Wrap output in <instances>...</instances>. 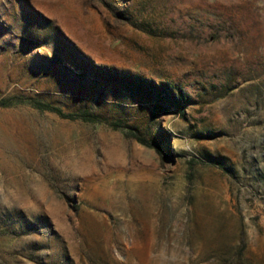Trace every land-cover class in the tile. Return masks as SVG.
<instances>
[{"label":"rangeland","instance_id":"1","mask_svg":"<svg viewBox=\"0 0 264 264\" xmlns=\"http://www.w3.org/2000/svg\"><path fill=\"white\" fill-rule=\"evenodd\" d=\"M0 264H264V0H0Z\"/></svg>","mask_w":264,"mask_h":264},{"label":"trees","instance_id":"2","mask_svg":"<svg viewBox=\"0 0 264 264\" xmlns=\"http://www.w3.org/2000/svg\"><path fill=\"white\" fill-rule=\"evenodd\" d=\"M35 102L36 103H33V105L36 106L37 108L45 109V110L54 112L61 117L70 118V119H73V118L94 119V117H96L97 119L99 118V117H97V115L92 116V114L89 112L88 109H82L78 113H75L72 115V114H65L60 109H58L57 107H54L48 103H42L40 101H35ZM114 125H118V123H114Z\"/></svg>","mask_w":264,"mask_h":264}]
</instances>
